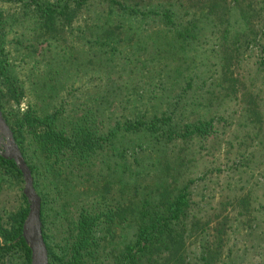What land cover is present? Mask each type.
<instances>
[{
  "label": "rangeland",
  "instance_id": "1",
  "mask_svg": "<svg viewBox=\"0 0 264 264\" xmlns=\"http://www.w3.org/2000/svg\"><path fill=\"white\" fill-rule=\"evenodd\" d=\"M227 4L229 33L244 30L235 35L237 41L229 37L225 43L237 46L234 59L225 54L220 34L205 23L184 50L153 56L150 29H163L160 18H154L134 24L140 28L142 50L126 44L119 55L98 64L87 44L95 39L94 23L102 8L98 0H90L88 10L78 13L71 26L54 39L41 38L27 23L7 30L4 56L24 93L17 107L20 114L28 107L38 115L59 110L67 123L74 115L91 111L103 133L122 128L126 120L168 108L175 109L174 123L180 125L213 120L208 137L187 144L181 140L167 144L165 138L155 144L146 136L117 131L113 149L94 156L90 172L80 170V178L74 177L82 187L77 190L80 195L66 203L65 195L59 199L62 194L54 191L50 176L41 169L40 194L35 190L40 198L45 197L42 229L52 252L57 253L72 232L80 208L96 201L95 187L109 183L114 203L126 201L138 184L152 188L151 179L163 163L161 152L171 149L172 154L184 153L187 168L182 179L191 181L188 264H203L205 250L212 257L210 264H264V0H227ZM187 8L189 4L181 9L185 17H189ZM235 8L249 11L250 27ZM17 9L0 1V11L6 14ZM5 100L0 106L8 120L7 112L16 107ZM28 155L30 164L41 167L32 145ZM1 173L0 216L6 223L23 204L24 184L22 178L20 183L7 172ZM33 182L37 183L35 177ZM20 261L17 251L0 256V264Z\"/></svg>",
  "mask_w": 264,
  "mask_h": 264
},
{
  "label": "trees",
  "instance_id": "2",
  "mask_svg": "<svg viewBox=\"0 0 264 264\" xmlns=\"http://www.w3.org/2000/svg\"><path fill=\"white\" fill-rule=\"evenodd\" d=\"M0 1L18 6L17 12L12 15L0 11V103L2 106L7 98L16 107L15 110L7 112V122L16 130L15 138L19 140L25 162L35 177L37 183L33 182V185L39 194L38 175L43 170L50 176V185L54 191L59 189L57 192L62 194L59 199L63 195L65 203L68 199H76L77 194L80 195L77 190L82 187L78 186L74 177L80 178V170L90 172L94 156L107 154L113 149V139L117 131L146 136L155 144H160L163 138L167 144L177 140L187 144L193 139H205L212 133V119L180 125L174 123L175 109L169 108L159 114L126 120L122 128L117 127L105 133L97 125L96 115L91 111L78 117L74 115L67 123L63 122L59 110L38 115L35 109L28 107L20 114L17 107L24 93L4 56L7 30L27 23L31 25L33 33H40L41 38L54 39L65 27L71 26L78 13L84 8L88 10L86 6L90 0H61L56 3L42 0ZM98 2L102 8L97 11L98 16L94 23L92 34L95 39L87 43L98 64L119 55L126 44L142 50L144 45L137 35L140 28L134 24L146 23L149 19L160 18L163 26V29L157 31L152 29L154 27L150 29L148 40L153 43V56L184 50L186 44L198 37L199 25L205 23L220 34L219 39L225 41V54L229 59H234L237 46L225 43L229 37L237 41L235 35L244 31H238L235 35L229 33L230 14L227 0ZM185 4H189L185 13L189 17H185L181 10ZM235 9L241 20L250 27L249 11L244 8ZM226 72L229 73L228 70ZM189 86L188 84L186 88ZM233 89L234 84L231 86V90ZM177 105L178 101L174 107ZM30 145L39 157L41 167L36 168L30 164ZM161 154L163 163L157 177L151 179L154 182L152 188L138 184L132 187L134 192L128 195L126 201L114 203V198L110 196L112 187L109 183L100 188L95 187V196H98L96 201L89 208H80L72 232L63 239V245L57 253L52 252L42 229L49 264H188L186 234L191 181L182 179L183 170L187 168L184 153L178 151L172 154L169 149L167 154ZM2 171L21 183V174L15 165L0 158V190L3 182ZM140 192L143 195L139 196ZM120 194L123 195L122 190ZM21 198L22 206L8 217L6 223H3L0 216V256L17 251L21 257L19 264H30V251L21 237L28 205L24 196ZM44 198L41 196L42 227ZM193 223L202 228L207 226L197 221ZM206 255L207 257L202 258L203 264H210L212 257L208 250H205Z\"/></svg>",
  "mask_w": 264,
  "mask_h": 264
},
{
  "label": "water",
  "instance_id": "3",
  "mask_svg": "<svg viewBox=\"0 0 264 264\" xmlns=\"http://www.w3.org/2000/svg\"><path fill=\"white\" fill-rule=\"evenodd\" d=\"M0 158L12 162L23 181L22 194L28 214L22 224L21 237L30 251V264H49L48 251L42 235L41 198L33 185L32 173L25 162L14 130L7 123L0 106Z\"/></svg>",
  "mask_w": 264,
  "mask_h": 264
}]
</instances>
